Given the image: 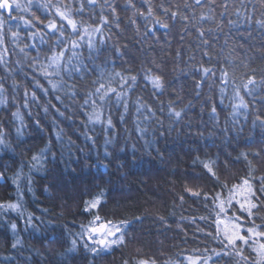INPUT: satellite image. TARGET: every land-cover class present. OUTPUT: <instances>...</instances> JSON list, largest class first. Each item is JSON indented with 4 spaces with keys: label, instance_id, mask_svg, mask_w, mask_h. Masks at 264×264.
Here are the masks:
<instances>
[{
    "label": "trees",
    "instance_id": "trees-1",
    "mask_svg": "<svg viewBox=\"0 0 264 264\" xmlns=\"http://www.w3.org/2000/svg\"><path fill=\"white\" fill-rule=\"evenodd\" d=\"M16 2L21 8L16 10L13 4L12 15L8 16L0 10V17L4 20L3 27L0 28V32L4 34V43L0 45V53L3 54V62L0 63V85L6 90L10 104L14 97L18 102L23 103L26 88L28 91H35L38 98L44 99L43 93L35 87V80H40L45 87L47 82L30 66L31 58L38 57L39 60L45 61L44 54L49 51V44L54 42L59 34L51 33L44 27V23H40V20L46 23L49 19H55L58 23H65L56 15L54 8L40 7L45 0H33L30 7L28 0H16ZM51 2L56 4L58 0ZM70 2L71 0H59L61 5ZM132 2L134 8L129 7L126 0H94V2L75 0L72 3L73 16L78 21L96 24L99 23L101 16L112 19V22L104 26V31L95 37L99 52L90 53L86 45L77 49L83 61L78 70L84 71L87 67L95 71V65L102 63L109 55L116 67L125 62L143 63L149 67H153L152 61L164 67L179 64V74L172 78L171 87L185 97L193 98L194 103L200 101L206 107L202 114L199 113V104L190 109V126H185L188 127V131L185 132L182 127L183 134H177L175 139L170 141L168 145L170 153L175 159L180 160L181 156L187 157L194 148H199L201 152L204 148L213 152L219 151L222 159H227L233 166L232 171L236 173L231 182L226 181V183L229 186L240 183V178L247 176L249 171L245 160L234 159L236 152L239 149L247 152V149L264 145V131H262L264 125L257 119V117L264 119V0H201L200 4H197L196 0H147V2L132 0ZM113 6L117 9L118 19L113 17L111 11ZM149 6L153 9V17L139 15L133 17L134 12L146 13ZM165 9L178 10L179 15L172 18L171 12ZM33 13L40 18L33 21V27L25 26L18 18L32 19ZM202 16L205 18L201 19ZM129 17L137 21L136 26L140 27L139 33L135 31L136 26L129 22ZM155 17L162 19L169 27L165 29L159 25L153 26ZM181 17H187V20ZM113 19L116 20L115 24ZM117 23L120 27L116 26ZM145 25L148 26L147 35H144ZM9 29L20 33L18 41L11 36ZM36 31H41V35L48 33L44 35L45 43L41 42L39 36L29 38V34ZM101 35L104 37L103 45L100 43ZM70 36L74 38L75 34L66 27V35L61 41H66ZM116 43L121 46L123 57L116 55L114 48ZM25 44L30 45L25 48L27 57L20 52V48ZM4 49L7 51L4 52ZM205 67L211 69L208 74L203 72ZM223 71L227 72V82L221 80ZM73 75H76V70H73ZM249 77L255 78V84L249 86L253 89L251 94L243 87ZM65 79H68L66 74ZM221 88L224 89L223 93L220 91ZM237 91L244 97L248 108L247 110L238 108L237 114L230 119L228 113L232 112L233 106L239 103L238 98H235ZM213 105L219 114L218 129L212 128V120L209 116L208 108ZM237 121L244 128L242 137L232 135V128ZM225 130L228 133L227 137ZM199 131L205 133L203 138L196 135ZM209 131L215 132V135L207 137ZM226 151L233 152V157L227 156ZM247 153L255 164V171L248 178L252 180L257 196H261L258 179L260 164L256 163L259 157ZM203 158L209 160L207 156ZM212 159H215V156ZM220 164L221 161H218V165ZM192 167L191 164L178 165L175 169L167 166L153 169L146 166L142 175L130 179L127 188L117 194L123 205L119 219L111 220L113 224H118L125 218L131 220L128 228L125 229L128 235L126 240L128 247L113 246L112 249L101 252L99 257L95 253L87 254L93 264H124L125 261L135 264L139 259L155 260L156 264H187L189 256L202 258L205 255H212V249L220 250L222 245L219 240L208 235V233L215 234L216 230L211 197L217 192L227 196V190L211 181H205L209 187L202 192L208 193V200L206 201L204 196L192 197L184 191L185 186L190 187L199 183L191 179ZM196 167L198 170L203 169L201 165ZM221 170L226 173L228 169L221 165ZM193 188L201 191L198 187ZM180 196H184L183 203ZM228 213L240 217L239 222L243 225L242 234L245 235L247 228L253 226V221L256 225L262 224L259 217H248L235 201ZM205 214L209 216L207 222L200 219V216ZM161 216L166 219L161 221L159 219ZM137 217L140 219H136ZM181 217L194 218L196 223H190ZM9 218L15 220L18 227L23 228L24 221L15 214L9 213L5 216V220ZM108 221L109 219H103L98 221L97 225ZM68 223L71 224V220ZM177 223L182 225V228H177L175 226ZM6 227L4 221H0V238L6 241L3 243L0 240V253H2L0 264H25L24 257L16 254V250L11 248V233ZM29 238L26 236V239ZM260 239L264 242V238ZM87 242L92 244V241L87 240ZM238 246L247 250L250 260L256 256V253L243 242H238ZM96 247L99 250L100 246ZM134 247L140 248L141 252L130 254ZM27 255L29 253L25 252V256ZM79 255L87 264V256H84L83 252ZM12 256L16 258L5 259ZM32 264H41L40 258L33 256ZM197 264H201L200 259H197ZM209 264H233V260L222 253L220 256L212 255Z\"/></svg>",
    "mask_w": 264,
    "mask_h": 264
},
{
    "label": "clouds",
    "instance_id": "clouds-1",
    "mask_svg": "<svg viewBox=\"0 0 264 264\" xmlns=\"http://www.w3.org/2000/svg\"><path fill=\"white\" fill-rule=\"evenodd\" d=\"M100 43L103 45L104 41ZM114 48L116 55L123 57L119 43L114 44ZM96 51L99 52V48ZM152 64L153 67H149L125 62L116 67L109 55L95 65V71L85 67L84 71L76 70L75 76L73 71L67 73L68 79L64 77L66 82L58 90L43 91L36 87L44 99L34 97L29 90L23 103L14 97L10 104L6 90L0 92V221L10 230L11 248L24 257L25 264H32L33 256L39 257L41 264H85L79 255L81 252L84 256L95 253L99 257L105 250L95 251L99 245L87 242L89 226L97 222V216L100 221L119 219L123 205L117 194L127 188L130 179L142 175L146 166L175 169L178 165L191 164V179L199 182L192 186L201 191L209 187L205 181L221 186L236 175L219 151L204 148L201 152L194 148L180 160L170 153V141L177 134H183L182 127L188 131L185 126H190V109L199 104L202 114L206 105L200 101L194 103L193 98L171 87L172 78L179 74V64L169 67L156 61ZM101 73L102 82L116 90L103 99L95 92ZM150 76L160 77L159 87L148 78ZM213 107L208 108L209 116L212 128L218 129L219 114L217 110L212 111ZM237 110L233 106L228 113L230 119ZM100 113L102 116L96 119ZM261 124L264 125V121ZM243 133L244 128L237 121L232 135L242 137ZM196 135L203 138L205 133L199 131ZM206 135L210 138L215 132L209 131ZM242 152L246 151L239 149L234 159L245 160L239 155ZM247 152L260 153L256 163L260 164V176L264 175V145L247 149ZM226 155L233 157V152L226 151ZM204 156L221 161L215 175L196 167L204 161ZM247 160L255 169L249 155ZM221 165L228 169L226 173ZM97 198L99 203L93 209L90 204ZM9 203L15 207H10ZM9 213L24 221L23 228L11 218L5 220ZM200 217H204L201 220L205 222L209 220L207 214ZM122 220L129 221L128 225L131 223L129 218ZM185 220L196 223L191 217ZM175 226L182 228L179 223ZM0 240L6 242L3 238ZM241 250L248 259L233 254L232 260L238 264H253L255 257L250 260L247 250L242 247ZM25 252L29 255L25 256ZM140 252V248L134 247L130 254ZM87 264H93L88 256Z\"/></svg>",
    "mask_w": 264,
    "mask_h": 264
},
{
    "label": "snow or ice",
    "instance_id": "snow-or-ice-1",
    "mask_svg": "<svg viewBox=\"0 0 264 264\" xmlns=\"http://www.w3.org/2000/svg\"><path fill=\"white\" fill-rule=\"evenodd\" d=\"M75 0H71L70 3L61 5L59 0L56 4H53L51 0H45L40 7L44 9L54 8L56 15L60 18L61 21L65 23H58L55 19H49L45 23L40 20L39 17L32 14V19H25L24 17H18L21 19L25 26L33 27L34 20H40V23H44V27L48 29L51 33H58L56 40L49 44V51L45 53V61L39 60L38 57H32V64L30 65L34 70L38 71L39 74L44 78L47 82V87L41 84L40 80H35V87L41 88L43 91H47L51 89L53 91L58 90L63 84H65V74L72 72L73 70H78L80 65L83 63L82 55L77 49L86 45L89 49L90 53L92 51L97 50V43L95 37L97 34H101L104 31V26L110 22L112 19L106 16H101L99 18V23L91 24L84 21H78L73 16V8L72 3ZM94 2V0H93ZM147 2V0H146ZM33 3V0H28V6L30 7ZM197 4L201 3V0H196ZM13 4L16 10L21 8V5L16 2V0H12V3L9 0H0V9H12ZM127 4L129 7H135L132 0H127ZM82 9V4H81ZM27 10V9H25ZM113 17L118 19V13L116 7L111 8ZM165 11L171 12V17L175 18L179 15V11H171L169 9H165ZM139 15L141 17H153V9L151 6L145 12H134L133 17ZM129 17V22L136 26L137 21L133 18ZM184 20H187V17H181ZM205 17H201L204 19ZM4 20L0 17V28L3 27ZM159 25L162 28L167 29L169 25L165 23L159 17L154 18V24ZM117 27L120 25L117 23ZM66 27L71 29V32L75 34V37H69L66 41H61L62 37L66 35ZM146 31L144 35H147L148 26L145 25ZM11 36L14 40L18 41L20 38V33L18 31H12ZM42 31V30H41ZM41 31L31 32L29 34V38H35L37 36L40 37L41 42L45 43L44 35H48V33H44L41 35ZM135 31L137 33L140 32V27L136 26ZM203 35V33H201ZM104 41L103 35L100 36V42ZM4 43V34L0 32V45ZM30 47V45L25 44L20 48V52L24 54L25 57L28 56V53L25 52V48ZM7 49H4L6 52ZM3 62V54L0 53V63ZM211 71L210 68H203V72L208 74ZM155 86H160V77L159 76H150L148 77ZM227 72H221V80L227 82ZM103 81V74L101 73V82L98 83L95 92L99 95L100 99H103L105 95L109 93L114 94L115 89L110 85H106ZM15 83V81H13ZM255 84V78L249 77L247 83L243 85L244 88L248 89L249 94L252 93L253 89L249 87L250 85ZM4 91L3 87H0V92ZM221 93L224 92V89L221 88ZM25 97L29 95V91L26 88ZM31 95L34 97L37 96L35 91H32ZM235 98H238L239 103L234 105L239 108L241 106L248 107L247 102L244 97L240 94L239 91L235 93ZM87 103V101H85ZM95 104V99L92 101ZM213 112L216 111L215 107L212 109ZM179 115V113H177ZM102 116V113L95 116L96 119H99ZM258 120L264 121V119L257 117ZM240 157H243L247 162V166L249 167L248 175L245 177H241L240 183L232 184L229 186L228 183H224L221 185L222 188L227 190V196H224L223 193L217 192L212 197V203L214 205L212 209V213L214 214V224L216 226L215 234L208 233V235L213 236L214 239L219 240L222 245L220 250L212 249V255L220 256L222 253L226 256L237 255L241 258L248 259L245 257L244 252L241 250V247L238 246V242H243L244 245L252 246L251 250L256 253L253 264H264V242L261 241L260 238H264V175H261L259 179V192L261 196H257V191L254 189L252 180L248 177H251L255 169L252 167V162L247 160L248 153L242 152L239 154ZM254 156L259 157L260 153H253ZM219 160H204L201 162L202 168L210 175H215L216 166L218 165ZM225 167H227V160L224 161ZM184 191L189 193L192 197H200L204 196L205 200H208V193L195 190L193 187L185 186ZM181 203L184 202V196H180ZM233 201L236 204H239L240 210L246 212L248 217H259L262 221V224L256 225L253 221V226L247 228V235L242 234L243 225L239 222L240 217L235 214L229 215L228 210L233 207ZM99 203V198L92 201L90 204L91 208H96ZM0 206H2V202H0ZM10 207H15V205L9 203ZM207 207V204L205 205ZM136 219H140L137 217ZM161 221L166 218L161 216L159 217ZM181 219H186V217H181ZM200 219H204V217H200ZM96 221H100V217H96ZM93 223L88 228V233L90 235L87 236V240L92 241V243L100 246L99 250L96 248L95 251L112 249L113 246H125L127 240V232L125 231L129 221L121 220L118 224H113L111 221L107 223ZM15 228V225H12ZM203 231V230H201ZM221 236L223 237L221 239ZM94 237H97L94 239ZM256 238V239H253ZM251 241V243H250ZM87 247V245H85ZM233 250V251H230ZM212 255H205L202 258H193L192 256L187 257L188 264H197V259L201 260V264H209V261L212 260ZM124 264H129L128 261H125ZM135 264H156L155 260H147V259H139L135 262ZM233 264H238L237 261H233Z\"/></svg>",
    "mask_w": 264,
    "mask_h": 264
},
{
    "label": "water",
    "instance_id": "water-1",
    "mask_svg": "<svg viewBox=\"0 0 264 264\" xmlns=\"http://www.w3.org/2000/svg\"><path fill=\"white\" fill-rule=\"evenodd\" d=\"M1 11L5 12L8 16L12 15L13 8L12 9H0Z\"/></svg>",
    "mask_w": 264,
    "mask_h": 264
},
{
    "label": "rangeland",
    "instance_id": "rangeland-1",
    "mask_svg": "<svg viewBox=\"0 0 264 264\" xmlns=\"http://www.w3.org/2000/svg\"><path fill=\"white\" fill-rule=\"evenodd\" d=\"M12 3V2H11ZM14 8V7H13ZM190 187H192V185H190ZM188 264V263H187Z\"/></svg>",
    "mask_w": 264,
    "mask_h": 264
}]
</instances>
